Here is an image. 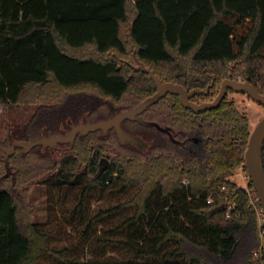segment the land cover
<instances>
[{"label": "trees", "instance_id": "trees-1", "mask_svg": "<svg viewBox=\"0 0 264 264\" xmlns=\"http://www.w3.org/2000/svg\"><path fill=\"white\" fill-rule=\"evenodd\" d=\"M139 61L164 81L208 86L206 98L225 77L263 92L264 0H0V103L8 115L0 146H9L8 135L30 140L43 126L56 132L72 96L93 101L92 119L140 101L155 85L134 69ZM157 109L180 136L198 140L180 145L164 137L149 154L133 147L114 153L108 139L90 133L60 157L38 146L17 150L9 157L14 181L0 163V264H264V254H253L260 245L256 191L229 178L244 160L246 114L227 97L195 113L167 94L148 112ZM104 154L110 162L99 171ZM261 162L264 169V141ZM38 183L80 188V209L93 189H135L99 212L131 209L114 228L124 237L102 240L123 256L89 260L53 247L32 216L29 193Z\"/></svg>", "mask_w": 264, "mask_h": 264}, {"label": "rangeland", "instance_id": "rangeland-1", "mask_svg": "<svg viewBox=\"0 0 264 264\" xmlns=\"http://www.w3.org/2000/svg\"><path fill=\"white\" fill-rule=\"evenodd\" d=\"M229 97L233 98L238 109L247 115L249 128L252 130L264 115V107L241 93L230 92ZM29 108V105L21 106L20 114H26ZM7 117L5 105L0 103V134L4 132ZM229 178L240 186H247L249 183V176L243 169H236ZM116 190L115 187H107L90 191L82 203L81 217V209L78 207L80 188H48L45 184L38 183L29 193L32 216L49 235L50 244L56 248L65 245L70 256L89 260H103L110 256L120 258L123 256L122 251H111V247L103 245L105 243L102 240L124 237V234L114 232V228L125 215L131 213V209L123 208L120 213L110 215H101L99 212L128 200L135 189H130L124 194H118ZM90 221L92 226L91 231L88 230L90 237L87 239L85 230ZM145 230H148L147 226ZM46 257L50 258V255L47 253Z\"/></svg>", "mask_w": 264, "mask_h": 264}, {"label": "flooded vegetation", "instance_id": "flooded-vegetation-1", "mask_svg": "<svg viewBox=\"0 0 264 264\" xmlns=\"http://www.w3.org/2000/svg\"><path fill=\"white\" fill-rule=\"evenodd\" d=\"M140 62L141 61H139L136 66H134V69L137 66H139ZM145 67H147V66H145ZM149 69H151V68H149ZM135 70H137V69H135ZM138 70H141V69H138ZM143 72H145V71H143ZM147 74L149 75V73H147ZM149 77H150V75H149ZM159 79L162 80L161 78H159ZM224 79H236V80H240V81H245L241 77H237V78L225 77ZM224 79H222L220 84L215 87V93L208 98H206V94H208V92L210 91V88L208 86H207V88L206 87L205 88L194 87V88L188 89L180 83H177V84H180L181 86H183L188 92H190L193 89H198L199 91L195 92L193 95H191L188 98V100L190 102H193L196 104H202V103H206V102H211L216 98V96L218 95V93L220 91V87H221V84H222ZM152 81L154 82L153 79H152ZM162 81L168 82V81H164V80H162ZM170 82H172V81H170ZM154 85H155L154 92L145 96L140 101H138L136 103L127 102L126 105L124 106V108L118 109L111 114L101 116V117H98L95 119H92L89 116V110L91 108H93V106H94L93 101H91V99H89V97L79 95V96H72V97L67 98L65 105H64V108L66 109V114H67V112H68V114L66 115L65 119L60 122V124L58 125V130L56 132L48 133L46 131V126H43L41 129V134H39L38 136H36L30 140L13 139L11 137V135H8V137H9L8 140L10 143L9 146L8 147L0 146V163H2L4 166V172L2 175L3 176L9 175L13 181L15 180V170L13 169V166L9 163V157H10V155L16 153L17 150H20L23 153H27L31 149H33L34 147L38 146L39 148H41V150L49 152L51 154V156H53L54 158L60 157L63 153H66L67 151H69V149H71L74 146L75 141L77 139L83 138L84 136H87L90 133H96V136L100 139H108V141H109V142L107 141V144L109 145L108 148L110 149V151H112L114 153H120L121 151H122V153H124L126 150H129L130 148L133 147L137 151H139L141 154H149L151 152L153 146L155 144L160 143L164 137L166 140L169 139V140L173 141L174 143H177L180 145H184L185 142L188 141V139L193 140V141H197L199 137L194 136V135L184 136V137L180 136V132H179V129L177 128V126L173 125V124H169L168 122H166V120L164 118H162V111L161 110L159 111L157 109V110L152 111L151 113L148 112V109L150 107L157 104L167 94L175 95L178 99L179 105L185 109L191 110L195 113L204 112L206 110V109H204L201 111H195L192 108L183 105L181 102V99H180V95L175 94L173 92H167L166 94L161 96L158 100H156L155 102L146 106L143 110L139 111L138 113H135L134 114L135 117H133V118L125 117L124 119L121 120V122L119 124L120 129L123 131V134L128 135L130 137V139L120 138L114 125L107 127L105 130L102 127H98V128L87 130V131L81 129V130H78L76 132L74 137H72L71 139L68 138L71 135L73 127H75V126H78L80 124L87 125V124H92V123H96L99 121H106L118 113H122V112H125V111H128L130 109H134V108L138 107L146 98L152 96L157 91V86H156L155 82H154ZM230 92L241 93V94L246 95L248 98H251V96H249L245 92L235 91V90H232L230 88H227V90H226L223 98L221 99V101L224 99V97H227L228 99H230L234 102V99L229 97ZM261 93H264V91ZM220 102H219V104H220ZM234 104H235V102H234ZM260 105H262V104H260ZM82 106H84V108H82ZM217 106H215V107H217ZM262 106L264 107V105H262ZM215 107H211V108H215ZM207 109H210V108H207ZM248 121H249V119H248ZM4 126H5V122H4ZM4 132H5V130H4ZM4 132L2 134H0V137L3 135L2 137L4 138ZM56 136L64 138V140H54V141L51 140L50 142H48V144L40 142V143L32 145L28 149H25L24 145L23 146L18 145L19 143L29 144L31 141H34V140L39 139L41 137L49 139L51 137H56ZM109 139H111V140H109ZM14 142H16V145L14 147V150L10 152V150L12 148V144ZM102 159H105L104 163H101ZM109 162H110V158L107 155H105V154L101 155L99 158V171H103L107 167ZM102 165H103V169H100V167ZM236 169H240V170L243 169L246 171L244 160H243V162L240 163V165Z\"/></svg>", "mask_w": 264, "mask_h": 264}, {"label": "water", "instance_id": "water-1", "mask_svg": "<svg viewBox=\"0 0 264 264\" xmlns=\"http://www.w3.org/2000/svg\"><path fill=\"white\" fill-rule=\"evenodd\" d=\"M135 69L137 70L141 69L149 73L150 77L154 80L157 86V91L152 96L146 98L138 107L122 112V113H118L106 121H99V122L87 124V125L80 124L78 126L73 127L71 135L68 137L69 139L74 137V135L76 134L78 130L83 129L87 131V130L95 129L98 127H102L105 130L107 127L111 125L115 126L120 138L130 139V137L126 134H123V131L120 129L119 124L121 120L124 119L125 117H131V118L135 117L134 116L135 113H138L139 111L143 110L146 106L155 102L167 92H173L175 94H179L182 104L187 107L192 108L195 111H201L207 108L217 106L219 102L221 101V99L223 98L227 88H230L235 91L245 92L249 96H251L253 100L264 105V93H261L254 84L248 81H240L236 79H224L221 84L220 91L213 101L202 103V104H196V103L190 102L188 98L191 95H193L195 92H198L199 91L198 89H193L190 92H188L180 84L173 83L170 81L163 82L154 74V72L151 69H149L148 67H145L143 62H140L139 66H137ZM51 140L53 141L54 140H64V138H61L59 136L51 137L49 139L41 137L39 139L31 141L29 144L19 143L18 145H22V146L24 145L25 149H28L32 145L40 143V142L48 144V142H50ZM263 141H264V115L259 119V121L256 123L254 128L250 130L248 141H247V146L244 152V163H245L246 172L249 176V182L252 183L253 188L256 191L258 200L260 201L261 206L264 209V169H263L262 162H261V149H262ZM15 145H16V142L12 144V148L10 152L14 150ZM104 162H105V159H102L101 163H104ZM100 169H103V165L100 167Z\"/></svg>", "mask_w": 264, "mask_h": 264}, {"label": "built area", "instance_id": "built-area-1", "mask_svg": "<svg viewBox=\"0 0 264 264\" xmlns=\"http://www.w3.org/2000/svg\"><path fill=\"white\" fill-rule=\"evenodd\" d=\"M256 200H258V197L255 199L251 196V203L254 206L257 214L260 245L253 251V254L255 256H262L264 254V209L261 205L256 204ZM208 201H210V199H208Z\"/></svg>", "mask_w": 264, "mask_h": 264}]
</instances>
